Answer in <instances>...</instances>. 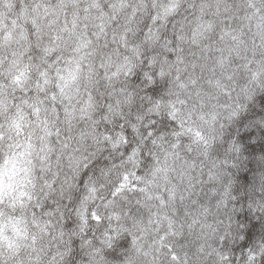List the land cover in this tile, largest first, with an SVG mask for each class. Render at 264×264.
<instances>
[{"label":"clouds","instance_id":"1","mask_svg":"<svg viewBox=\"0 0 264 264\" xmlns=\"http://www.w3.org/2000/svg\"><path fill=\"white\" fill-rule=\"evenodd\" d=\"M0 264H264V0H0Z\"/></svg>","mask_w":264,"mask_h":264}]
</instances>
